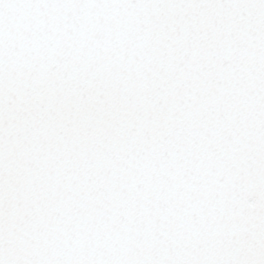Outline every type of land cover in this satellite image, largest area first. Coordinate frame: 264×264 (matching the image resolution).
<instances>
[{"label": "water", "instance_id": "95a60500", "mask_svg": "<svg viewBox=\"0 0 264 264\" xmlns=\"http://www.w3.org/2000/svg\"><path fill=\"white\" fill-rule=\"evenodd\" d=\"M0 264H264V0H0Z\"/></svg>", "mask_w": 264, "mask_h": 264}]
</instances>
